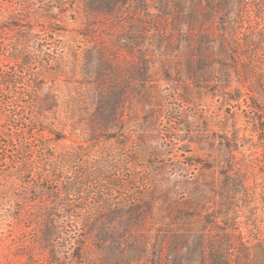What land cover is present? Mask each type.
<instances>
[{
	"label": "rangeland",
	"instance_id": "obj_1",
	"mask_svg": "<svg viewBox=\"0 0 264 264\" xmlns=\"http://www.w3.org/2000/svg\"><path fill=\"white\" fill-rule=\"evenodd\" d=\"M261 248L264 0H0V264Z\"/></svg>",
	"mask_w": 264,
	"mask_h": 264
},
{
	"label": "trees",
	"instance_id": "obj_2",
	"mask_svg": "<svg viewBox=\"0 0 264 264\" xmlns=\"http://www.w3.org/2000/svg\"><path fill=\"white\" fill-rule=\"evenodd\" d=\"M73 217H74V215H70V216L65 217V219L68 220L69 218H73ZM46 225H47V223L45 224L46 229L43 231V236H44L45 239L48 240V239H50V238L52 237V232L50 231V229H49ZM76 246H77V248L74 250L72 256H73V259H74L75 263H78L79 259L81 260V255H79V254H80V252H81V249L83 248V247H82L83 244L80 245V243H79V244H77ZM81 247H82V248H81ZM261 250H262V251H260V256H261L263 259H262V261L259 260V264H264V249L261 248ZM244 252H245V251L241 250V253H244ZM246 256H248V258L250 257L249 254H246ZM52 261H53L54 263H57V264H58V259H56V258L53 257ZM238 264H241V263H238ZM248 264H255V261H254V260H249V259H248Z\"/></svg>",
	"mask_w": 264,
	"mask_h": 264
}]
</instances>
